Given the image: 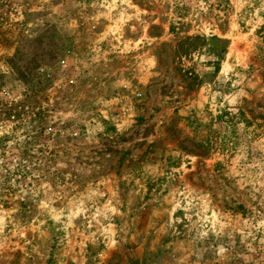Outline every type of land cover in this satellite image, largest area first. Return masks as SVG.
I'll list each match as a JSON object with an SVG mask.
<instances>
[{"label": "rangeland", "instance_id": "1", "mask_svg": "<svg viewBox=\"0 0 264 264\" xmlns=\"http://www.w3.org/2000/svg\"><path fill=\"white\" fill-rule=\"evenodd\" d=\"M0 264H264V0H0Z\"/></svg>", "mask_w": 264, "mask_h": 264}, {"label": "trees", "instance_id": "2", "mask_svg": "<svg viewBox=\"0 0 264 264\" xmlns=\"http://www.w3.org/2000/svg\"><path fill=\"white\" fill-rule=\"evenodd\" d=\"M215 40H218V41L224 43V49H222V51H219L218 53H215V56H216V58L218 60L217 61V64H219V62L221 60H223V58H224L223 55H225V53H227L226 51L228 49V46L230 44V41L228 39H223V40H221V39H215Z\"/></svg>", "mask_w": 264, "mask_h": 264}]
</instances>
